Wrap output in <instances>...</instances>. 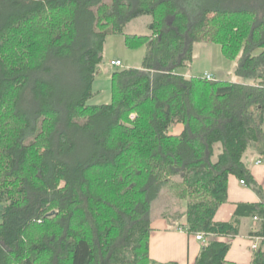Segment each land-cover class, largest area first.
<instances>
[{"label":"trees","instance_id":"trees-1","mask_svg":"<svg viewBox=\"0 0 264 264\" xmlns=\"http://www.w3.org/2000/svg\"><path fill=\"white\" fill-rule=\"evenodd\" d=\"M141 16L148 32L125 33ZM109 33L144 45L142 64L89 104ZM211 41L249 83L180 71ZM251 145L264 159V0H0V264H163L149 235L164 187L186 201L178 227L208 236L193 264H236L230 240L244 217L264 239V203L213 218L230 175L254 183Z\"/></svg>","mask_w":264,"mask_h":264},{"label":"crops","instance_id":"crops-1","mask_svg":"<svg viewBox=\"0 0 264 264\" xmlns=\"http://www.w3.org/2000/svg\"><path fill=\"white\" fill-rule=\"evenodd\" d=\"M182 130L183 125L177 123L170 129V134L177 135ZM258 152V146L251 145L244 157L254 183L241 184L240 178L230 175L227 180V200L216 210L213 218L215 221H229L238 203H264V159ZM259 222L254 217L241 219L238 235L230 240L226 260L236 264H250L252 243L264 248V239H257L255 236ZM203 244L204 242L196 240L193 234L187 233L176 223H170L163 217L152 219L149 257L157 263L193 264Z\"/></svg>","mask_w":264,"mask_h":264},{"label":"rangeland","instance_id":"rangeland-1","mask_svg":"<svg viewBox=\"0 0 264 264\" xmlns=\"http://www.w3.org/2000/svg\"><path fill=\"white\" fill-rule=\"evenodd\" d=\"M148 16H141L130 21L124 28L125 33H147L146 24ZM41 36L43 33L36 32ZM145 53L144 45L129 47L125 37L121 33H109L104 42L102 60L97 64L94 80L92 83L93 95L88 99L89 104H104L112 101L111 73L116 69L126 67H140ZM119 59L120 65H111V60ZM235 60L222 52L218 42H197L194 44L193 58L188 68H180L181 72L189 75L203 77L209 74L212 79H222L234 82L249 83V78L235 75ZM186 201L178 202L174 191L164 187L159 197L153 202L151 219L163 217L170 223H178L181 219L179 213L185 210ZM183 222V221H181ZM179 225V223H178Z\"/></svg>","mask_w":264,"mask_h":264},{"label":"built area","instance_id":"built-area-1","mask_svg":"<svg viewBox=\"0 0 264 264\" xmlns=\"http://www.w3.org/2000/svg\"><path fill=\"white\" fill-rule=\"evenodd\" d=\"M110 64H111V65H120L121 62L118 61V60H111V61H110ZM205 77H206L207 79H212L211 76H210L209 74H205ZM256 163H259V161H257ZM240 183H241V184H245V182H244L243 180H240ZM254 219H257V217H254ZM256 238H257V239H261L262 237H256ZM195 239H196V240H200V241H202V242H205V241H206L205 236H204L202 233H197V234L195 235ZM256 247H257V244H256V243H252L251 248H252V249H256Z\"/></svg>","mask_w":264,"mask_h":264}]
</instances>
